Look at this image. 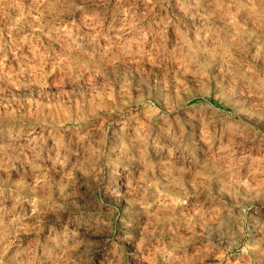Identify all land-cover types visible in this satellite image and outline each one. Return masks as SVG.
<instances>
[{
	"label": "rangeland",
	"instance_id": "374dc122",
	"mask_svg": "<svg viewBox=\"0 0 264 264\" xmlns=\"http://www.w3.org/2000/svg\"><path fill=\"white\" fill-rule=\"evenodd\" d=\"M0 264H264V0H0Z\"/></svg>",
	"mask_w": 264,
	"mask_h": 264
}]
</instances>
